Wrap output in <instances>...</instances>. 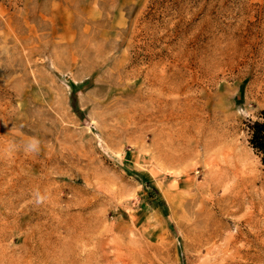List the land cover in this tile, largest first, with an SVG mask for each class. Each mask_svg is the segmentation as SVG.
<instances>
[{"label": "rangeland", "instance_id": "374dc122", "mask_svg": "<svg viewBox=\"0 0 264 264\" xmlns=\"http://www.w3.org/2000/svg\"><path fill=\"white\" fill-rule=\"evenodd\" d=\"M262 109L264 0H0V264H264Z\"/></svg>", "mask_w": 264, "mask_h": 264}, {"label": "bare ground", "instance_id": "6f19581e", "mask_svg": "<svg viewBox=\"0 0 264 264\" xmlns=\"http://www.w3.org/2000/svg\"><path fill=\"white\" fill-rule=\"evenodd\" d=\"M255 164L250 162L246 155H240L234 148L223 150L221 157L210 160L209 168L212 171H210V182L215 188L225 191L227 197L241 200L256 198L258 202H262L264 201V175L257 170Z\"/></svg>", "mask_w": 264, "mask_h": 264}, {"label": "trees", "instance_id": "16d2710c", "mask_svg": "<svg viewBox=\"0 0 264 264\" xmlns=\"http://www.w3.org/2000/svg\"><path fill=\"white\" fill-rule=\"evenodd\" d=\"M72 106L79 113L74 102ZM245 123L248 143L264 164V109L259 111L255 119H248Z\"/></svg>", "mask_w": 264, "mask_h": 264}, {"label": "clouds", "instance_id": "9594fccd", "mask_svg": "<svg viewBox=\"0 0 264 264\" xmlns=\"http://www.w3.org/2000/svg\"><path fill=\"white\" fill-rule=\"evenodd\" d=\"M40 146V141L36 137H31L28 141L23 145V150L26 153L38 152Z\"/></svg>", "mask_w": 264, "mask_h": 264}]
</instances>
